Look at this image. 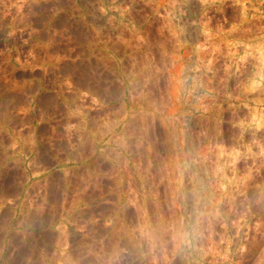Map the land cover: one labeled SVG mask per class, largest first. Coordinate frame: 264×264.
Listing matches in <instances>:
<instances>
[{"label":"rangeland","instance_id":"1","mask_svg":"<svg viewBox=\"0 0 264 264\" xmlns=\"http://www.w3.org/2000/svg\"><path fill=\"white\" fill-rule=\"evenodd\" d=\"M66 156L60 264H264V0H0V203Z\"/></svg>","mask_w":264,"mask_h":264},{"label":"crops","instance_id":"2","mask_svg":"<svg viewBox=\"0 0 264 264\" xmlns=\"http://www.w3.org/2000/svg\"><path fill=\"white\" fill-rule=\"evenodd\" d=\"M27 179L40 180L32 185L29 183L23 189L21 208L23 207L24 222H16L15 212L20 209L19 200L12 198L10 201L0 203V211H11V218L6 220L8 233L0 238V264H60L61 261L70 263L74 253V237L72 234H62L65 219L56 222H26L27 214L31 212H45L52 207L54 199L45 201L46 188L43 180L62 178L66 181L73 178V157H59L57 160L36 165L35 161L29 162ZM73 167V168H72ZM63 187V186H62ZM63 187L62 195L67 193ZM49 192V188H48ZM60 203H64L63 200ZM21 227L23 234L17 236L15 228ZM53 233V234H51Z\"/></svg>","mask_w":264,"mask_h":264}]
</instances>
